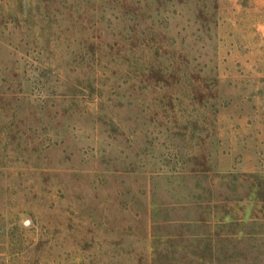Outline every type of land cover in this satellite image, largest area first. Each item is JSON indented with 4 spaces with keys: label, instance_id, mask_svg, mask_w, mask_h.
Wrapping results in <instances>:
<instances>
[{
    "label": "rangeland",
    "instance_id": "374dc122",
    "mask_svg": "<svg viewBox=\"0 0 264 264\" xmlns=\"http://www.w3.org/2000/svg\"><path fill=\"white\" fill-rule=\"evenodd\" d=\"M0 264H264V0H0Z\"/></svg>",
    "mask_w": 264,
    "mask_h": 264
}]
</instances>
